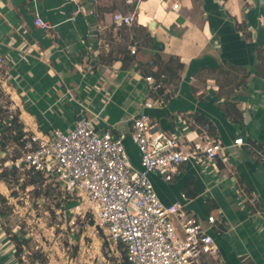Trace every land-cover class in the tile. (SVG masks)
<instances>
[{
	"label": "crops",
	"instance_id": "1",
	"mask_svg": "<svg viewBox=\"0 0 264 264\" xmlns=\"http://www.w3.org/2000/svg\"><path fill=\"white\" fill-rule=\"evenodd\" d=\"M108 8L102 0H0V71L25 130H68L84 111L99 131L129 134L141 110L166 130L181 118L194 128L193 115L201 114L226 144L244 130L252 147L230 148L207 177L185 163L171 181L151 178L165 204L186 202L200 218L214 213L222 220L224 230L213 229L216 264H264V162L250 142L264 144V0H138L135 26L146 33L129 69L120 59L134 27L116 26L119 9ZM37 15L45 27L35 24ZM158 55L184 66L165 85V105L142 109L146 83L136 66ZM231 103L241 120L226 116ZM126 143L136 146L130 137ZM0 250L4 264H21L8 243Z\"/></svg>",
	"mask_w": 264,
	"mask_h": 264
},
{
	"label": "built area",
	"instance_id": "2",
	"mask_svg": "<svg viewBox=\"0 0 264 264\" xmlns=\"http://www.w3.org/2000/svg\"><path fill=\"white\" fill-rule=\"evenodd\" d=\"M137 16L136 11H115L113 22L118 27H134ZM35 24L46 26L39 15ZM137 48L136 42L131 44V53ZM143 76L142 109L165 105L164 94L155 96L164 83L152 75ZM80 114L82 118L68 130L55 127L46 133L24 134L21 155L5 160L2 167L27 169L78 196L83 203L77 208L85 205L93 213L107 240L123 247L128 264H205L207 257L217 260L220 246L213 229L222 220L214 213L200 218L186 202L165 204L151 175L171 181L185 163L200 167L203 173L216 172L217 160H227L230 148L252 147L245 131L226 144L210 132L209 125L191 128L187 119L181 118L173 130H166L141 110L133 117L129 134L115 132L113 127L101 132L94 118L84 111ZM128 137L138 148L137 165L127 148ZM255 151L264 162V148ZM32 264L42 263L36 260Z\"/></svg>",
	"mask_w": 264,
	"mask_h": 264
},
{
	"label": "rangeland",
	"instance_id": "3",
	"mask_svg": "<svg viewBox=\"0 0 264 264\" xmlns=\"http://www.w3.org/2000/svg\"><path fill=\"white\" fill-rule=\"evenodd\" d=\"M102 1L120 12H127L138 4V0ZM144 31L138 27L135 34L141 37ZM130 35L129 30L123 29L125 41ZM0 75L1 164L4 152L8 159L19 151L16 140L19 134L32 133L25 130L20 110L3 85L5 73L0 71ZM14 116L23 124L21 130L11 125ZM127 148L137 165L138 148L134 145ZM204 175L207 177L208 173ZM80 203L83 201L78 196L69 195L55 181L34 177L27 169H18L16 175H9V183L0 180V247L8 243L21 264H32L36 260L42 264H123V247L107 240L105 230L93 213L85 205L77 208ZM237 203L242 201L237 199ZM6 237L10 240L3 244ZM7 258L0 250V264L7 263ZM209 264L216 261L212 259Z\"/></svg>",
	"mask_w": 264,
	"mask_h": 264
},
{
	"label": "trees",
	"instance_id": "4",
	"mask_svg": "<svg viewBox=\"0 0 264 264\" xmlns=\"http://www.w3.org/2000/svg\"><path fill=\"white\" fill-rule=\"evenodd\" d=\"M135 6V5H134ZM137 6V5H136ZM136 6L130 8V11H136ZM129 9V8H128ZM115 7L113 8H108L103 10L104 12H109V11H114ZM101 15V14H100ZM125 28H128L126 26H123ZM144 29L142 26L139 27ZM138 27L134 26V28L132 29L134 34L131 37V40L129 41V44H132L134 42L137 43V45L140 44V37L137 36V34H135V31H137ZM147 34H149L147 32ZM123 55L120 59L121 63H122V68L123 69H129L135 62H136V55L131 53V50L129 49L128 45H126L125 49L122 51ZM176 59L173 57H169L168 60L166 62H164V60L161 59V57L158 55L156 56V58H153L151 61L148 62H140L139 64H137L136 68L140 69L141 72L145 75H152L156 81H162L164 83V86L159 88L157 90V93L155 94V96L158 95H163L164 91H165V85L169 82V80H171V78H176L178 76V69L183 68L184 64L181 62H177L175 61ZM166 96V94H164ZM225 114L226 116L232 118L233 121H239L242 119V117L240 116L239 110L236 108L234 103H231L227 106V108L225 109ZM195 117V119L199 122V125H209L210 126V132L215 134V128L212 125V122L206 118L205 116L195 113L193 115ZM11 125L15 126L18 130H21L23 128V124L20 122L19 123V117L18 116H14L12 118L11 121ZM24 134H19V136L17 137V143L19 146H22L24 143ZM251 144L257 148V149H261L264 144L263 143H256L254 141H250ZM21 155L20 150L17 152V154L12 157V158H17L18 156ZM2 163L7 160V158L5 156H3L2 158ZM17 169L15 168H3L2 171L0 172V180L9 183V175H16ZM31 172V171H29ZM34 177H41V175L36 174L31 172ZM217 208L216 205H209L208 206V210L211 212L213 209ZM217 229L219 231H223L224 230V225L223 223H218L217 224ZM121 246V245H120ZM123 264H128L126 261V257L124 260Z\"/></svg>",
	"mask_w": 264,
	"mask_h": 264
},
{
	"label": "water",
	"instance_id": "5",
	"mask_svg": "<svg viewBox=\"0 0 264 264\" xmlns=\"http://www.w3.org/2000/svg\"><path fill=\"white\" fill-rule=\"evenodd\" d=\"M153 24H151V27H152ZM82 118V115L80 114L79 117H78V120H80Z\"/></svg>",
	"mask_w": 264,
	"mask_h": 264
}]
</instances>
